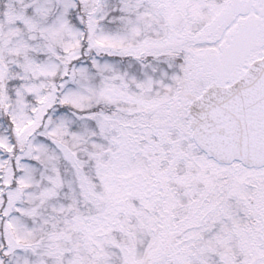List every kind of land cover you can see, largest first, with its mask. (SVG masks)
<instances>
[{
	"label": "snow or ice",
	"instance_id": "6c2138e0",
	"mask_svg": "<svg viewBox=\"0 0 264 264\" xmlns=\"http://www.w3.org/2000/svg\"><path fill=\"white\" fill-rule=\"evenodd\" d=\"M0 264H264V0H0Z\"/></svg>",
	"mask_w": 264,
	"mask_h": 264
}]
</instances>
